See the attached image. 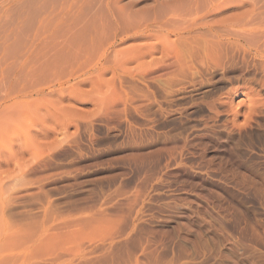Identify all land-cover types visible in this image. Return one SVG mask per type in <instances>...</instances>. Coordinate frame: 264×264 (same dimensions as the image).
Returning <instances> with one entry per match:
<instances>
[{
    "label": "rangeland",
    "instance_id": "374dc122",
    "mask_svg": "<svg viewBox=\"0 0 264 264\" xmlns=\"http://www.w3.org/2000/svg\"><path fill=\"white\" fill-rule=\"evenodd\" d=\"M112 1L0 0V264H264V58L169 44L198 15L264 49V0ZM118 15L113 49L159 50L76 61Z\"/></svg>",
    "mask_w": 264,
    "mask_h": 264
},
{
    "label": "bare ground",
    "instance_id": "6f19581e",
    "mask_svg": "<svg viewBox=\"0 0 264 264\" xmlns=\"http://www.w3.org/2000/svg\"><path fill=\"white\" fill-rule=\"evenodd\" d=\"M110 1H112V0H110ZM114 1V0H113ZM112 1V2H113ZM117 1V0H116ZM116 1H114L113 2V4L114 3H116ZM224 1V0H223ZM107 2V1H106ZM119 2V1H118ZM130 3V2H129ZM83 4V3H82ZM86 4V3H85ZM112 4V3H111ZM119 3H117L116 5H118ZM109 5V4H108ZM115 5V4H114ZM113 5V6H114ZM221 5V4H220ZM119 6V5H118ZM121 6V5H120ZM123 6H125V5H123ZM156 6V5H155ZM154 6V7H155ZM194 6V5H193ZM222 6V5H221ZM111 7V6H110ZM207 7V6H206ZM108 8V7H107ZM112 8V7H111ZM116 8H117V11H119V7H117L116 6ZM198 8H200V7H198ZM219 8V7H218ZM84 9H86L85 7H84ZM121 9V8H120ZM154 9V8H153ZM112 11H115L116 9H115V6H114V9L112 8L111 9ZM196 10V9H195ZM203 10V9H202ZM106 11V10H105ZM128 11V10H127ZM137 11V10H136ZM210 11H211V9H210ZM87 12V11H86ZM126 11L124 10V14H126L125 13ZM157 12V11H156ZM172 12V11H171ZM180 12H183V11H180ZM186 12V11H185ZM85 13V12H84ZM116 13V12H115ZM120 15H121V11H119L118 12ZM123 13H122V15H123ZM131 12H129L128 13V15H131L130 14ZM136 13V12H135ZM137 13H138V11H137ZM136 13V14H137ZM152 13H154V12H152ZM175 13H176V11H175ZM207 13V12H206ZM258 13V12H257ZM90 14V13H89ZM107 14V13H106ZM113 14H114V12H113ZM111 15V16H114V15ZM136 14H133L132 13V15L130 16V18L132 17L133 18V16H135ZM163 14H164V12H163ZM189 14V13H188ZM208 14H209V12H208ZM120 15H118V17H116L117 19H115L116 20V28H114V27H111V28H114V30H112V32H113V34H111L110 33V36H109V39H110V37H111V35H112V38H114V40L111 42V43H109V40H108V44L102 39V37H105L106 36V34H107V32H106V34H105V36L103 35L101 38H100V36H98L99 37V40H98V42H96L94 39H97V37L96 38H93L94 36H95V33H96V31H97V29H96V31H94L95 33H94V35H93V37H92V39H90L91 41H92V43L90 44L91 46H89V47H85V44H84V46H82L81 45V47H80V49H79V55L81 54V58L79 59H75L76 58V55L75 54H77V53H74V51H72L74 54L72 55V56H70L69 55V58L70 57H73L76 61L77 60H81L80 62L82 63V65L84 66L85 64H86V66H87V63L89 64V62H92L93 63V61H91V60H89V58L90 59H94V54H95V49H97V50H99L100 49V52H99V60L97 61V62H94V64H100L101 62H108V61H110L111 63L112 62H114V61H121V58H123V54L125 53V55H127V59H125L126 60V62L128 61V58H129V56H128V54L127 53H132V52H130L131 50H132V48H130V49H128V50H126V52H124V53H122V50L120 51V50H115V49H113L112 48V46H113V42L115 41V38H117V37H119V33H122V31H124V30H127V28H124V27H121V25L123 26V24H125V23H123V18H121L120 17ZM127 15V14H126ZM162 15V14H161ZM190 15H191V13H190ZM203 15V14H202ZM204 15H205V12H204ZM80 16V15H79ZM124 17H125V15H123ZM138 16H139V13H138ZM137 15H136V17H138ZM174 16V15H173ZM183 16V15H182ZM186 17H187V15H185ZM208 16V15H207ZM214 16H216V15H214ZM71 17V16H70ZM85 17V16H84ZM106 17H108V15L106 16ZM127 18L126 19H128V21L130 20L129 18H128V16H126ZM136 17H134V19L136 18ZM157 17V16H156ZM155 16L153 17V18H155L154 20H156L157 18H156ZM181 17V16H180ZM252 17V16H251ZM64 18V17H63ZM111 18V17H110ZM118 18H121L122 19V22L121 23H119L118 21H120V20H118ZM132 18H131V20L130 21H132ZM153 18L151 19L150 18V20H153ZM199 18V16L198 15H196V17L194 16L193 17V19H191V20H189L188 22H187V25H186V23H184L185 25L181 28V27H179L177 30H175V31H177L176 33H173L174 34V36H175V40L174 41H172V42H169V44L172 46V47H170V45L168 46V48L170 47V49L172 48L173 50H172V53H173V51L175 52V56L176 57H174L175 59H177V61L176 62H180V64L179 65H181V64H186L185 66H187V64H189L190 63V66H194L192 63H193V61H195V60H197L198 62V64H199V61H200V63L202 62H211V61H213L214 59H217V58H214V59H212L213 58V55L215 56V53L217 52V51H219L220 49L219 48H222L221 46H223V45H226L225 44V42H227L228 43V41L227 40H236V39H238V41H234V42H231L230 44L231 45H235L236 47H242V48H246L247 50H254V53H255V55L257 54V55H261L263 58H264V49H260L259 48V46H257V45H254V46H251L250 44H246L247 46H245V44H240L239 43V37L241 36H239V34L242 32V33H244V34H246L247 32H250L251 33V31H253L254 30V28H244L243 29V26L241 27L242 28V30H244V31H238V30H234L233 29V31H234V33L236 34V31H238V32H240V33H238V35H235V34H233V32L231 33L230 31V29H232L231 27H230V25L228 26V25H226V24H223V23H221V22H223V21H221V22H219L220 20H222V19H220V20H216V21H212L211 20V22L210 21H206V20H202V19H199V22L197 21V19ZM201 18V17H200ZM208 18V17H207ZM210 18V17H209ZM214 18V17H213ZM219 18H221V17H219ZM87 19H88V17H87ZM92 19V18H91ZM133 19V20H134ZM138 21H139V19L138 18H136ZM142 19H143V17H142ZM253 19V18H252ZM68 20V19H67ZM80 20V19H79ZM108 20H109V18H108ZM118 20V21H117ZM141 20V19H140ZM147 20L149 21V19L147 18ZM146 20V21H147ZM244 20V19H243ZM91 21V20H90ZM98 21V20H97ZM113 21V20H112ZM138 21H136V23L138 22ZM142 21V20H141ZM140 21V22H141ZM178 21V20H177ZM182 21H184V20H182ZM231 21V20H230ZM235 21V20H234ZM236 21H238V20H236ZM250 21V20H249ZM260 21V20H259ZM71 22V21H70ZM85 22V21H84ZM103 22V21H102ZM106 22V21H105ZM124 22H125V20H124ZM166 22V21H165ZM72 23V22H71ZM91 23V22H90ZM97 23V22H96ZM100 23V22H99ZM98 23V24H99ZM112 24H113V22H111ZM132 23V22H131ZM139 23V22H138ZM155 23H157V25L156 26H158V28L159 29H163L164 27L162 26V28H161V22H160V24L158 23V20H157V22H155ZM68 24H69V21H68ZM81 24H82V22H81ZM107 24V23H106ZM121 24V25H120ZM133 24V23H132ZM164 24V23H163ZM239 24V23H238ZM259 24V23H258ZM80 25V24H79ZM94 25V24H93ZM108 25V24H107ZM114 25V24H113ZM137 25V24H136ZM140 25V24H139ZM146 25V24H145ZM152 25V24H151ZM160 25V26H159ZM181 25V24H180ZM247 25V24H246ZM253 25V24H252ZM64 26V25H63ZM66 26V25H65ZM68 26V25H67ZM85 26V25H84ZM101 26V25H100ZM104 26V28H105V24L103 25ZM112 26V25H111ZM134 26V25H133ZM153 26V25H152ZM165 27H166V25H164ZM97 27V26H96ZM95 27V28H96ZM127 27V26H126ZM135 27V26H134ZM149 27H151V26H149ZM155 27V26H154ZM153 27V28H154ZM101 28H103V27H101ZM142 28V27H141ZM140 28V29H141ZM152 28V27H151ZM48 29V28H47ZM72 29V28H71ZM91 29V28H90ZM93 29V28H92ZM147 29H148V27H147ZM159 29H158V31H159ZM102 30H104V29H102ZM139 30V29H138ZM142 30V29H141ZM146 30V29H145ZM67 31V30H66ZM86 31H88V30H86ZM90 31V30H89ZM105 31V30H104ZM134 31V30H133ZM157 31V30H156ZM73 32V31H72ZM82 32L83 33H85L86 34V36H84V35H82L83 37V39L85 38V40L87 39L86 37H88L87 35H88V33L87 32H84L83 30H82ZM101 32V31H100ZM103 32V31H102ZM111 32V31H110ZM125 32V34L127 33V31H124ZM123 32V33H124ZM130 32H131V30H130ZM129 32V33H130ZM137 32V31H136ZM149 32V31H148ZM148 32H147V35H148ZM169 32V31H168ZM246 32V33H245ZM43 33V32H42ZM46 33V32H45ZM76 33V32H75ZM82 33V34H83ZM92 33V32H91ZM98 34H96V35H99L100 33L99 32H97ZM104 33V32H103ZM151 33V32H150ZM152 33H155V31L153 32L152 31ZM160 33V35L161 34H163V33H161V32H158L157 33V35H156V33L154 34V35H156L155 37H156V39H157V36H160V35H158ZM249 33V34H250ZM256 33V32H255ZM259 33V32H258ZM143 34H144V31H143ZM51 35V34H50ZM121 35H123V34H121ZM129 35V34H128ZM134 35V34H133ZM132 35V36H133ZM138 35V34H137ZM147 35H146V37H147ZM150 35V34H149ZM148 35V36H149ZM243 35V34H242ZM66 36V35H65ZM107 36V37H108ZM162 36L163 35H161L160 36V38H162ZM244 36V35H243ZM242 36V37H243ZM249 36V35H248ZM76 37V36H75ZM90 37V36H89ZM150 37V36H149ZM164 37V36H163ZM246 37H247V35H246ZM254 37V36H253ZM69 38V37H68ZM91 38V37H90ZM129 38V37H128ZM134 38V36L132 37V39ZM148 38V37H147ZM160 38L158 37V39H157V41H159L160 40ZM257 38V37H256ZM62 39V38H61ZM79 39V38H78ZM80 39H81V37H80ZM101 39H102V41H101ZM107 39V38H106ZM152 39V38H151ZM153 39H154V37H153ZM164 40L165 39H167V37H165V38H163ZM245 39V38H244ZM248 39V38H247ZM252 39V38H251ZM87 40H89V38L87 39ZM121 40V39H120ZM163 40V41H164ZM168 40V39H167ZM241 40V39H240ZM243 40V39H242ZM67 41V40H66ZM70 41V40H69ZM79 41V40H78ZM110 41H111V39H110ZM122 41V40H121ZM124 41V40H123ZM160 41H162V40H160ZM77 42V41H76ZM76 42H74V43H76ZM87 42V41H86ZM259 42V41H258ZM83 43V42H82ZM103 43H105L106 45H104ZM115 43V42H114ZM159 43V42H158ZM264 43V42H263ZM48 44H49V42H48ZM50 44H52V43H50ZM55 44V43H54ZM61 44V43H60ZM161 44H162V42H161ZM255 44V43H254ZM47 45V44H46ZM58 45V44H57ZM157 46H159L158 44H156ZM156 45H154V43L153 44H151V46H147L146 47V45H145V47L146 48H150V50H149V53L150 54H154L153 52L156 50ZM230 45V46H231ZM252 45H253V43H252ZM61 46V45H60ZM59 46V47H60ZM42 47H44V46H42ZM46 47H48V46H46ZM45 47V48H46ZM54 47V46H53ZM56 47V46H55ZM54 47V49L56 50L57 48H55ZM58 47V46H57ZM65 47V46H64ZM70 47V46H69ZM84 47H85V49L86 50H88V51H85V52H83L85 49H84ZM137 47V49L136 50H138L139 49V47H140V45L139 46H136ZM143 47V49H144V51L146 50V48H144V46H142ZM142 47L140 48V49H142ZM233 47V46H232ZM236 47L234 48V49H236ZM263 47V46H262ZM48 48H50V46L48 47ZM47 48V49H48ZM61 48V47H60ZM62 48H63V46H62ZM159 48V47H158ZM166 50H167V48L166 47H164ZM241 48V49H242ZM44 48H42V50H43ZM59 49V48H58ZM134 49V50H135ZM138 50V51H141V50ZM226 49V48H225ZM231 49V48H230ZM50 50H51V48H50ZM60 50V49H59ZM159 49H157L156 51H158ZM236 50H238V49H236ZM245 50V49H244ZM48 51V50H47ZM54 51V50H53ZM65 51V50H64ZM63 51V52H64ZM69 51V50H68ZM67 51V52H68ZM129 51V52H128ZM137 51V52H138ZM155 51V52H156ZM221 51V50H220ZM50 52V51H49ZM71 52V53H72ZM135 51H133V53H134ZM136 52V54H137V56H135L134 57V54H133V56H132V54H131V56H130V58H129V61L132 59V60H138V59H140V58H143V57H145L146 56V54H147V51H146V53H144L143 52V50H142V52H138L137 53ZM222 52V51H221ZM221 52H219L220 54H222ZM224 52V51H223ZM45 53V52H44ZM65 53V52H64ZM122 53V54H121ZM148 53V54H149ZM219 53H216V54H219ZM226 53V52H225ZM67 54V53H66ZM97 54V53H96ZM119 54H121L122 55V57L121 58H119ZM147 54V55H148ZM224 54V53H223ZM225 55V54H224ZM94 56V57H93ZM218 56V55H217ZM98 57V56H97ZM135 59H134V58ZM219 57V56H218ZM62 58V57H61ZM68 58V59H69ZM72 58V59H73ZM220 58V57H219ZM53 59H54V57H53ZM71 59V58H70ZM92 59V60H93ZM58 60V59H57ZM117 61V62H118ZM62 62H64V61H62ZM69 63V62H68ZM71 63V62H70ZM74 63V62H73ZM115 63V62H114ZM120 63V62H119ZM122 63H124L123 61H122ZM196 63V62H195ZM54 64V63H53ZM58 64V63H57ZM57 64H55V65H57ZM93 64V65H94ZM192 64V65H191ZM74 65H76V64H74ZM73 65V66H74ZM90 65V64H89ZM88 65V66H89ZM216 65V64H215ZM46 66V65H45ZM60 66V65H59ZM64 66H66V65H64ZM79 66H81L80 64H79ZM112 66H113V64H112ZM117 66V65H116ZM182 66V65H181ZM184 66V65H183ZM63 67V66H62ZM69 67H70V65H69ZM90 67V66H89ZM88 67V68H89ZM95 67V65L92 67V68H94ZM101 67H103V68H105V66H104V64H102V66ZM64 68V67H63ZM66 68V67H65ZM64 68V69H65ZM78 69H80V67H77ZM82 68H84V67H82ZM81 68V69H82ZM91 68V67H90ZM122 68V67H121ZM180 68V67H179ZM182 68V67H181ZM188 68H189V65H188ZM193 67H191V69H192ZM56 69V68H55ZM71 69V68H70ZM69 69V70H70ZM77 69V70H78ZM98 70H100V68H97ZM190 69V68H189ZM57 70V69H56ZM55 70V71H56ZM83 70V69H82ZM90 70V69H89ZM97 70V71H98ZM62 71V70H61ZM93 71H95V70H93ZM77 72H79V71H77ZM88 73H89V71H88ZM87 73V74H88ZM63 76H64V72H63V75H62V78H63ZM60 77V76H59ZM87 77H85V79H86ZM58 79V78H57ZM84 79V78H83ZM84 79V80H85ZM31 93V90H27L26 89V91H23L22 93Z\"/></svg>",
    "mask_w": 264,
    "mask_h": 264
}]
</instances>
